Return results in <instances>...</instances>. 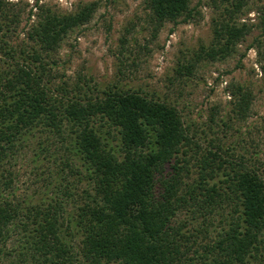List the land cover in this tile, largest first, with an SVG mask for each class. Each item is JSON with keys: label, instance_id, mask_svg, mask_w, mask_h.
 Masks as SVG:
<instances>
[{"label": "trees", "instance_id": "1", "mask_svg": "<svg viewBox=\"0 0 264 264\" xmlns=\"http://www.w3.org/2000/svg\"><path fill=\"white\" fill-rule=\"evenodd\" d=\"M145 2L155 28L193 17L190 0ZM38 7L26 33L30 47L8 43V22L0 36V261L264 264L259 145L248 158L220 141L202 147L175 105L141 90L115 83L93 96L79 84L56 85L57 63L46 59L90 21L96 3L72 12ZM261 23L264 30V12ZM212 31L201 51L217 60L233 53L249 27L215 19ZM251 47L264 58L262 41ZM234 87L232 104L244 117L253 91ZM262 124L264 131V117ZM30 146L38 185L20 196L13 160Z\"/></svg>", "mask_w": 264, "mask_h": 264}, {"label": "rangeland", "instance_id": "2", "mask_svg": "<svg viewBox=\"0 0 264 264\" xmlns=\"http://www.w3.org/2000/svg\"><path fill=\"white\" fill-rule=\"evenodd\" d=\"M4 1L6 16L0 15V36L6 31L5 23H10L4 38L16 49L32 45L26 33L41 12L38 6L72 12L85 3H96L90 21L70 31L57 52L46 59L57 63L56 85L70 88L79 84L93 96L115 83L141 90L175 105L202 147L210 140L220 141L234 155L248 158L253 144H258L264 160V58L251 47L255 39L264 43V0H241L239 10L234 7L238 0H190L194 11L188 22H165L159 28H155L145 0ZM11 17L16 21L11 23ZM230 18L236 24H246L248 33L225 59L205 58L201 48L211 43L213 20ZM0 58H4L1 53ZM189 63L193 67L187 73L181 66ZM236 85L253 91L252 105L244 117L232 104ZM31 147L13 160L20 196L32 194L38 185Z\"/></svg>", "mask_w": 264, "mask_h": 264}]
</instances>
